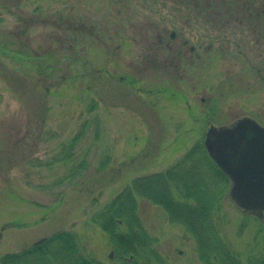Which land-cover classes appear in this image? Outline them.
Segmentation results:
<instances>
[{
	"label": "rangeland",
	"instance_id": "374dc122",
	"mask_svg": "<svg viewBox=\"0 0 264 264\" xmlns=\"http://www.w3.org/2000/svg\"><path fill=\"white\" fill-rule=\"evenodd\" d=\"M191 1L0 0V45L18 53H0V256L65 231L117 264L93 215L209 127L264 128V0H233L221 21ZM227 194L221 237L255 251L257 223ZM135 200L163 264H203L182 226Z\"/></svg>",
	"mask_w": 264,
	"mask_h": 264
},
{
	"label": "trees",
	"instance_id": "16d2710c",
	"mask_svg": "<svg viewBox=\"0 0 264 264\" xmlns=\"http://www.w3.org/2000/svg\"><path fill=\"white\" fill-rule=\"evenodd\" d=\"M190 1V0H188ZM193 7L209 18L221 21L234 9L233 0H192ZM190 2V3H191ZM207 17V18H208ZM0 53L12 60L17 52L0 45ZM78 134L77 136H79ZM71 139L70 148L78 138ZM200 140L165 171L133 178L122 191L92 216L115 249L119 264H163L155 239L142 228L137 216L138 197L159 206L169 222L180 225L195 240L203 264H264V225L257 223L255 240L260 247L239 253L221 237V203L226 200L229 180L212 162ZM119 221V222H118ZM121 222V223H120ZM132 255L131 260L123 256ZM0 264H102L79 250L77 235L60 231L19 252L0 256Z\"/></svg>",
	"mask_w": 264,
	"mask_h": 264
},
{
	"label": "water",
	"instance_id": "95a60500",
	"mask_svg": "<svg viewBox=\"0 0 264 264\" xmlns=\"http://www.w3.org/2000/svg\"><path fill=\"white\" fill-rule=\"evenodd\" d=\"M202 144L230 180V201L264 223V128L243 116L228 125L209 127Z\"/></svg>",
	"mask_w": 264,
	"mask_h": 264
},
{
	"label": "flooded vegetation",
	"instance_id": "af4514ba",
	"mask_svg": "<svg viewBox=\"0 0 264 264\" xmlns=\"http://www.w3.org/2000/svg\"><path fill=\"white\" fill-rule=\"evenodd\" d=\"M174 36H175V33H173V32L169 34V37H170L171 39H172ZM160 38H161V37H160ZM184 44H185V42L182 43V45H184ZM193 49H194V48L190 46L188 50H189V52H193ZM181 52H182V51H178V54H181ZM109 254H110L111 259H113V257H115V259L118 261L117 264L120 263L119 259L117 258V255H116V253H115V249H114V248H112L111 253H109ZM122 258H123V260H128V261H129V260H131L132 255H129V256H123Z\"/></svg>",
	"mask_w": 264,
	"mask_h": 264
}]
</instances>
